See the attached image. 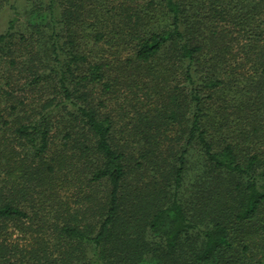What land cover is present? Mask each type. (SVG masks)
I'll list each match as a JSON object with an SVG mask.
<instances>
[{"label":"trees","instance_id":"trees-1","mask_svg":"<svg viewBox=\"0 0 264 264\" xmlns=\"http://www.w3.org/2000/svg\"><path fill=\"white\" fill-rule=\"evenodd\" d=\"M5 19L0 264H264V0Z\"/></svg>","mask_w":264,"mask_h":264},{"label":"rangeland","instance_id":"rangeland-1","mask_svg":"<svg viewBox=\"0 0 264 264\" xmlns=\"http://www.w3.org/2000/svg\"><path fill=\"white\" fill-rule=\"evenodd\" d=\"M7 26V23H6V19L5 20H1L0 21V33L5 30ZM191 163L189 165V169L190 168H193L195 166V164L201 160V157H200V154L198 155V153L196 151H193L192 152V156H191ZM187 179H188V176H187ZM188 184L186 185L187 188H191V184L190 183H193L192 181V178L188 179Z\"/></svg>","mask_w":264,"mask_h":264}]
</instances>
